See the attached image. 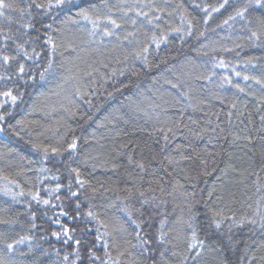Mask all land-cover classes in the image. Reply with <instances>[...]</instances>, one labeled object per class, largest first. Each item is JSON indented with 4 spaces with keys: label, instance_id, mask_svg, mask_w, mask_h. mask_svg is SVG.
I'll list each match as a JSON object with an SVG mask.
<instances>
[{
    "label": "snow or ice",
    "instance_id": "obj_1",
    "mask_svg": "<svg viewBox=\"0 0 264 264\" xmlns=\"http://www.w3.org/2000/svg\"><path fill=\"white\" fill-rule=\"evenodd\" d=\"M33 10H36L35 14ZM222 11L227 15L216 25L217 28L225 25L232 28L239 24L240 31L247 34L243 39L252 45H264V0H216L215 3H207V0H162V3L158 0H116L115 3L111 0H28L24 7L10 0H0V17L8 24L7 30L0 27V133L10 132L21 140L26 134L29 137L27 143L40 156L36 161L39 164L35 169L36 183L28 192L20 187L18 181L3 177L7 183L0 188V195L7 197L10 204H19L21 198H25V212L0 215V264H264V57L249 56L243 61L245 69H258L259 75L231 67L235 77L259 85V95L255 91L246 92L239 83L233 84L229 75L221 77L224 84H232L238 93L254 97L256 112L259 113L257 126L250 113L246 121L240 119L244 112L238 110L236 102H230L229 123L234 112H238L237 119L244 126L235 134L226 131L220 123L213 127L210 114L202 107L205 100L196 95L195 81H211L214 71L209 75H196L198 64L192 57H186L179 69L168 67L165 58L158 62L150 59L152 52H158L161 45L169 44L173 33L181 44H186L190 37L200 41L206 36V26L213 19V14ZM73 12L75 18L66 15L61 23L65 26L78 24L80 20L89 23V40L80 44H96L93 52L103 59H85L80 55L82 49L75 40L62 34L57 41L50 34L61 31L53 27L61 13ZM9 13H17L18 16L14 19ZM175 16L179 17V26H172L165 19ZM13 24L19 25L15 31L11 27ZM198 25L205 26L204 30H200ZM106 39L111 44L107 56L99 47ZM243 46L234 42L233 47L221 45L219 51L234 52ZM209 47L214 53L218 51L216 47L203 43L193 50L197 56H207L208 52L202 50ZM112 53L116 55L112 56ZM236 55L239 56V52ZM113 61L121 67H111L110 73H102L101 69H109ZM135 61L141 62L143 70L134 66ZM161 65H165L164 71L156 76L150 75ZM216 67L227 68L229 64L222 58L217 60L213 57L212 68ZM97 75L101 79L106 75L108 79L129 77L128 83L120 81L118 86H113V91L106 92L109 99H116L117 94L122 97L118 106L106 108L105 104H96L88 99L98 91L92 88L97 83ZM131 77L137 78L134 89L130 88ZM32 88L48 90L39 93L43 99L31 105L28 115L43 112L47 116L55 111L57 105L49 103L53 97L69 117H76L80 107L78 100L84 101L89 110H105L99 118L89 112L81 116L85 123L91 121L98 129H106V133L99 136L95 131L92 133V151L97 155L89 152L80 160V137L73 135L68 140L66 132L55 143H45V133L52 132V128L45 127L38 120L28 119V116L16 118L17 109L25 105V97L31 95L29 89ZM224 102L221 99V103ZM243 107L247 109V102ZM190 109L191 113L203 112L206 118L205 126L198 132L184 122L187 118L193 125L200 123L189 114ZM211 115L219 120L218 113ZM140 120L144 123L138 124ZM121 125H132V131ZM182 128L188 129L196 139H203L206 133L211 132L229 145L246 141L243 167L229 162L220 168L214 157L221 153L215 152L207 153L213 157L214 165L209 170L208 158L196 154L203 175L220 173L216 177L220 191L213 185L207 192L206 201H197L195 191L189 193L179 181L172 185V192H167L163 177H158L155 171L150 174L153 180L148 182L147 189L143 188L144 178L139 173L127 172L122 188L119 184L106 186L99 180L93 183L90 174L86 175L89 161L101 157L105 158V164H111L113 172L121 167L117 159L126 157L128 164L134 163L140 173H144L147 169L143 160L134 159L139 144L132 137L136 133L148 136L159 133L165 141L160 149L163 153L170 138L183 134ZM36 129L43 131L37 132L33 139ZM68 131L72 130L69 128ZM254 133L259 140L258 149L254 147ZM181 147L176 146L179 160L164 156L161 166L164 160L168 165H174L180 160L191 159L180 152ZM14 151L8 149L7 155ZM0 158H4V153L0 152ZM228 158L229 161L233 159L232 153H228ZM155 159L153 156L152 160ZM92 167L97 165L94 163ZM46 173H52L50 178L56 182L54 186H45L49 178ZM233 173L236 174L234 177ZM167 174L171 176L170 172ZM228 185L240 187L243 198L237 201V193L228 190ZM14 188L20 190L15 191ZM157 191L160 196L155 195ZM177 191L183 195L184 203L180 215L172 217L160 209L168 202L165 196L175 199ZM224 191L229 203L239 202L245 211L239 215L235 211L226 215L224 209L215 207L217 200H224L221 194ZM248 191L252 194L248 195ZM106 192L118 193L116 199L104 198ZM98 196L103 203L96 202ZM201 202L204 204L202 214L196 208ZM20 215L27 218L26 228L19 219ZM38 219L43 223L37 224ZM225 223L227 230L223 231ZM245 229V235L238 237ZM37 231L41 235L37 236ZM49 236L55 238L61 247L51 244ZM46 243L48 247L44 246ZM237 251L240 254L235 260H230L229 254Z\"/></svg>",
    "mask_w": 264,
    "mask_h": 264
},
{
    "label": "trees",
    "instance_id": "obj_2",
    "mask_svg": "<svg viewBox=\"0 0 264 264\" xmlns=\"http://www.w3.org/2000/svg\"><path fill=\"white\" fill-rule=\"evenodd\" d=\"M10 2L18 5L19 7H24L28 0H10ZM111 2L115 3L116 0H111ZM159 3H162V0H158ZM178 2V0H176ZM216 0H207V3H215ZM36 10H33V14H35ZM15 19L18 14L17 13H9ZM66 15H71L75 18V13H61L58 20L54 23L53 27L61 29L60 32H52L54 38L59 41L61 35L63 34L67 38H71L76 41L77 44H80L81 41L87 42L89 40L88 31L91 29V25L86 21L80 20L78 24H68L67 26L61 23L62 20L66 18ZM227 12L222 11L219 14H213V19L209 21L207 27L206 36L202 37L200 41H196L193 38H187L186 44H181L179 37L173 33L169 37V44L161 45V48L158 52H152L150 59H153L154 62H158L160 58H165L168 61V67L175 66L179 69L180 64L185 60L186 57H192L197 61L198 68L196 69V75H209L212 71L215 72V75L212 76L211 81H205L203 79L195 81L194 87L197 89L196 95L205 100V104L202 105L205 112H208L213 121L212 126L214 127L216 123H220L221 127L225 128L226 131H231L234 134L239 133L240 130L244 127L240 124L239 119H237L238 112H234V115L229 123L227 118V113L229 111V103L236 102L238 105V110L244 112V116L240 117V119H247L249 113L251 114V118L255 121L256 125H259V113L256 112V101L255 98L246 93H238L237 90L232 86V84H224L221 81V77L224 75H229L232 77L233 84L239 83L241 87L246 88L247 91H255L257 95H259L260 86L255 84L254 82L248 81L245 82L240 77H235V75L231 71L232 66H236L237 71L245 72L249 71L252 74L259 75L258 69H245L243 65V61L249 56H257L264 57V45H252L247 40L243 39L247 34L245 32L240 31V25L234 24L232 28H229L225 25L222 28H217L216 25L221 23V21L226 17ZM28 17H25L27 20ZM169 24L172 26H179L180 21L179 17H166ZM50 22V21H49ZM18 24H13L11 27L15 31L18 27ZM0 27L5 28L7 30L8 24L4 18L0 17ZM200 30H204L203 25H198ZM215 29V31H212ZM43 32V30H41ZM98 39V37H97ZM235 43H240L244 45L242 48H236L234 52H223L219 51L221 45H226L228 47H233ZM209 44L210 46H214L218 49L217 52H212L211 47L205 48L202 51H207L208 55H200L197 56L196 52L193 50L194 48H198L200 44ZM81 52L80 55L85 59L90 58H99L103 59L104 57H98L93 52V49L97 47L96 44L83 43L80 44ZM100 49L105 53V56L108 55V51L111 48V44L109 40L106 39L104 44L99 45ZM39 50V49H38ZM239 52V56L236 53ZM116 55L112 53V56ZM215 57L217 60L224 59L229 67L220 68L216 67L212 68V58ZM111 59V57H109ZM107 62V61H106ZM134 66L137 69L143 70V65L140 61H135ZM111 67H121V65H116L114 61L110 64L109 69H101L102 73L108 74L111 71ZM165 65H161L159 69L154 68L150 75L156 76L159 75L161 71H164ZM97 83L92 85V88L98 89L97 93L93 97H88V99H92L96 104H105V107H116L119 105L120 99L122 97L117 94L116 99H109L106 95V92L113 91V86H118L120 81L128 83L129 77L125 76H117L111 79H108L107 75L104 79H101L99 75L96 77ZM143 79V78H141ZM107 80V83H105ZM132 84L130 88L134 89L135 83L137 82L136 77H131ZM147 81L145 82V85ZM249 85L251 87L249 88ZM167 87V86H165ZM47 88H32L29 89L31 93L30 96L25 97V105L21 106V108L17 109L16 118L19 119L22 116H28L30 120H38L41 124L45 125V127H50L53 129L52 132H46L45 136L47 139L45 143L51 141L55 143L61 136H63L66 132L68 133L67 139L70 140L73 135L80 137L79 140V159L83 160L86 155L91 152L92 155H97L95 151H92L93 141H92V133L95 131L96 135L99 136L101 133H106V129L100 128L98 129L95 123L89 121L85 123L84 119H81V116L85 112H89V114H94L96 118L102 117L105 114V110L101 109L100 112H96L95 109H88V105L84 103V101L78 100L77 103L80 105L79 109H77L76 117H69L59 108L58 102L55 97H53L49 103L56 104V110L51 111L49 115H45L43 112H36L32 115H28L31 105L33 103L42 100L43 98L39 96L40 92H46ZM128 93L126 92L125 95ZM219 97V98H217ZM221 99L225 102L222 104ZM247 102V109H244L243 104ZM212 113L219 114V120L215 115H211ZM189 114L193 116V119H197L200 121L199 125L191 124L187 118H185V123L189 124V127L193 131H199L206 124V118L203 115V112L191 113V109L189 110ZM172 115V113H169ZM63 117V119H61ZM163 119V117H162ZM59 121V123H57ZM138 124H143V120L137 122ZM129 132L132 131V125L124 126ZM249 127H252L249 125ZM72 131L69 132L68 129ZM43 131V129H36L33 131V139H35L37 132ZM183 134L178 133L175 138H170L167 142V147L164 149L163 153H160V149L164 147L165 141L159 133H155L152 136H148L146 133H136L132 138L136 140L139 144L137 148L134 159L135 160H143L146 165L147 171L144 173H140V170L135 167V164H128L126 157H120L117 159V163L121 165L119 169L115 172L111 171V164H105L104 157L96 161H89L88 167L85 170L86 175L90 174V178L93 183L97 180L104 182L106 186L115 187L117 184L122 188L123 187V179L125 178L127 172H133L134 174L139 173L143 176V188H148V182L153 180V177L150 175L153 171L156 172L158 177H163V183L167 192H172V185L179 181L181 184L185 186L189 193L195 191L197 201H206L207 200V192L213 188V185H216L218 192L220 191L219 182L216 177L220 175L219 171L213 173L211 176H205L202 173V166L200 165L199 159L196 158V154L200 153L202 157H207L209 160V170L213 167V157L207 156V153H215L220 152L221 155L214 157L216 164L219 165L220 168H223L227 163L231 162L236 164L238 167H243V159L245 158V152L247 149L244 147L246 141L240 140L237 141L236 145H229L223 139H217L216 133H206L203 139H196L186 128L181 129ZM212 139V142L209 143V139ZM29 137L25 134L24 139L21 140L18 137L11 135V133H0V152L4 153V158H0V188L4 187L7 183L3 179L4 176H7L9 180L18 181L20 187L28 192L32 188V184L36 183L37 173L35 171L36 168L39 167V164L36 161L40 160V156L36 153L29 143H27ZM44 139V137H41ZM127 138H125L126 140ZM255 139V148H259V140L254 133ZM87 141V142H86ZM182 145L180 152H182L185 156L192 157L187 160H180L179 164L168 165L167 161L164 160L163 166H161L160 161L164 156H172L176 159H180L179 153L176 151V146ZM191 145V147H189ZM8 149H15L11 155H7ZM193 149L195 151H193ZM159 153V154H158ZM228 153H232L233 159L229 161ZM155 156V161L152 160V157ZM239 157L240 159H237ZM29 161H33V163H29ZM96 164L97 167L93 168L92 164ZM51 167V165H48ZM167 169V172L164 170ZM17 172H21V175H17ZM170 172L171 176L167 173ZM47 177H49L45 181V186H54L55 181H53L50 177L52 173H46ZM66 175V174H65ZM236 174L233 173L234 177ZM264 175V173H262ZM188 177V179H186ZM63 179V177H62ZM29 181L31 183H29ZM193 184L195 188H193ZM156 187L155 184L152 185ZM15 191H19V188H14ZM228 190L234 191L237 193L236 199L237 201L241 200L243 197L241 196L242 189L238 186L228 185ZM103 191V190H101ZM118 193L115 192H106L104 193V198L115 200ZM221 194L224 195V200H217L215 203V207L222 208L225 211L226 215H231L232 211L237 212L239 215L241 212L245 211V209L241 206L239 202L237 203H229V198L227 196V192L224 191ZM248 195L252 194V191H248ZM43 195V193H42ZM119 195H123L119 193ZM155 195L160 196L159 191L155 193ZM176 198L173 199V196H165V199L168 201L160 211L170 213L172 217L180 215L181 207H183L184 197L181 195L179 191L175 193ZM215 200V196L213 197ZM8 202V198L0 195V209H6V211H0V215H13L15 213H24L25 212V198H21V203L19 204H10ZM99 203H103V199L101 197H97V201ZM179 205L180 207H177ZM35 207V205H34ZM175 207V212H173V208ZM197 210L202 214L204 212V204L203 202L196 205ZM52 213L49 212V216ZM119 215V213H117ZM171 218V217H170ZM22 224H24L25 228L27 227V218L25 215H20L19 217ZM159 217H157L158 224ZM43 221L41 219L37 220V224H41ZM223 231L227 230V223H225ZM154 231V229H153ZM246 229L244 232H240L238 237H242L246 233ZM37 236L41 235L39 231L35 233ZM257 237H252V239H256ZM49 242L55 247H61L60 243L56 241L55 238L49 236ZM135 242V241H133ZM251 242V241H249ZM48 247L46 243L44 245ZM243 247L241 243L240 248ZM239 251L235 254H229L230 260H235L236 256L239 255Z\"/></svg>",
    "mask_w": 264,
    "mask_h": 264
}]
</instances>
